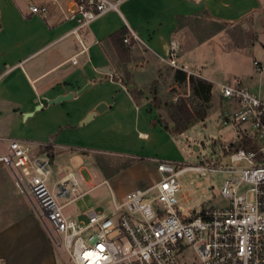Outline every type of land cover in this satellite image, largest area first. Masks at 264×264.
<instances>
[{"label": "crops", "instance_id": "1", "mask_svg": "<svg viewBox=\"0 0 264 264\" xmlns=\"http://www.w3.org/2000/svg\"><path fill=\"white\" fill-rule=\"evenodd\" d=\"M72 2L73 0H0V142H7V150L11 139H22L31 144L30 140L13 137L9 133L14 121L36 115L38 111L35 109L39 106H42L40 109L43 114H48L50 134L62 127L72 131L83 125V120L96 110L104 99L95 100L89 108L73 117L70 112L63 114L61 110L66 109L72 102L64 100L49 103V100L71 92L74 93L73 99L79 100L87 89L81 94H78V91L88 84L90 86V77L93 74H101V76L103 74V80L116 81L113 77L118 75V70L114 62L120 59L108 38L117 30L126 27L129 31L133 30L138 34L139 40H135L130 47L129 66L142 86L140 88L149 89L152 82L159 78V72L166 71L167 68L168 71L164 73L163 78L166 77L170 83H179L175 80V70L179 68L170 64L166 57L172 39L179 44L176 58L178 65H189L188 69L190 68L192 74L210 80V65L206 57L211 49L213 53L217 45L227 47L225 41L230 35L235 37V27L238 25H242L245 30L252 29L256 38L259 37L257 29H264L263 0H124L119 10H112L100 16L87 28L81 30L80 35H76L70 33L74 23L64 17V11ZM43 3H47L49 7L46 14L32 12L31 5ZM205 18L231 25L230 30L221 31L224 27H220L203 33L194 23L204 21ZM252 33L249 32L246 37L253 38ZM145 49L147 56L144 53ZM73 58H77V62H74ZM255 61L259 60L255 58L254 65ZM107 66L114 70L111 77H107V73L103 70ZM235 78H240L244 82L236 75L230 76L223 82L233 81ZM116 83L123 87L133 101L135 100L122 82L116 81ZM186 85H188V93L191 94L189 84ZM162 87L161 83L160 91ZM149 96L147 93V97ZM223 103L225 108L227 104L225 101ZM148 104L147 101L145 105L148 111L156 114L155 124L164 127V124L158 120V112L150 110ZM29 112L33 113L27 116ZM138 135L142 139L148 137V133L144 131ZM234 141H231L230 145ZM40 142L38 145L46 146L51 143L53 146V155L43 149L41 151L38 145L35 152L48 153L51 156L54 180L67 172L55 162L59 153L65 151L58 149L59 147L67 148L71 151V156L78 154L87 156L90 161L94 153L109 154L106 150L96 149L93 146L71 145L62 137L61 140L51 141L49 135L47 141ZM130 156L134 158L133 162L117 169L121 174L132 177L134 181L126 191L132 188H147L154 184L158 180L155 173L151 178L141 174L144 165L148 163V158ZM95 161L98 162L96 158ZM157 171V163H154V172ZM97 172L103 179L97 183H86L83 189L88 193L103 184H108L111 187L112 200L106 207L97 206L90 209L111 211L114 200L120 201L111 183L112 178L117 174L111 171L97 170ZM13 175L16 180L15 174ZM12 181L13 179L10 178L8 191L15 192L17 199L21 200L18 194L24 193L20 192ZM123 194L120 193L119 196ZM188 199H191L189 195ZM18 202L21 203L20 207H16L18 210L12 209L3 212L0 216V222L4 223L0 227V264H60L57 251L58 249L61 251V248L48 234L49 230H46L48 228H45L44 223L23 200ZM90 209L76 213H67L66 210L65 212L74 218H86V213ZM187 211L190 213L193 209Z\"/></svg>", "mask_w": 264, "mask_h": 264}, {"label": "built area", "instance_id": "2", "mask_svg": "<svg viewBox=\"0 0 264 264\" xmlns=\"http://www.w3.org/2000/svg\"><path fill=\"white\" fill-rule=\"evenodd\" d=\"M123 1L73 0L64 11L65 19L74 23L70 33L80 35L100 16L119 10ZM30 8L37 14L49 11L47 3ZM132 40L139 36L130 30L124 41ZM178 49L172 39L166 57L190 74L188 66L176 61ZM189 95L176 94L174 101ZM219 96L227 104L222 120L234 126L237 138L225 147L227 161L188 164L159 159V179L147 188L130 190L123 200L114 198L111 211L90 209L86 218L68 215L65 207L87 193L81 170L52 179L51 156L35 152L26 140L11 139L0 161L13 170L19 191L42 209L43 222L74 264H264V98L240 78L219 84ZM192 170L226 173L220 192L227 202L205 203L186 214L179 204V178ZM245 184L250 188L243 192Z\"/></svg>", "mask_w": 264, "mask_h": 264}, {"label": "rangeland", "instance_id": "3", "mask_svg": "<svg viewBox=\"0 0 264 264\" xmlns=\"http://www.w3.org/2000/svg\"><path fill=\"white\" fill-rule=\"evenodd\" d=\"M194 24H197L203 33H208V30L213 28L224 27V29H221V31H224L230 30L231 27V25L223 22H213L208 18ZM257 31L259 34L258 38L255 37L256 34L252 33V29L246 28L245 30L242 25H238L235 27V37L230 35L225 41L226 45H228L227 47L217 45L213 53L212 49L208 53L206 59L208 65H210V80L214 83L213 96L207 104L209 115L204 121L191 126L182 134H174L165 127L153 123V119H156V114L148 111L145 105L148 100L143 98L140 102L137 100L133 101L131 96L127 95L123 87L119 86L116 81L113 82L111 79L103 80V74L102 76L101 74H93L90 77L91 84L85 94L79 100H75L76 98L66 100L65 102H72L71 105L66 109H61L63 114L70 112L71 117H73L89 108L95 100L104 99L102 102H105L108 108L103 112H97L90 121L75 128L76 130L68 131L62 127L57 129L58 131L56 130L55 133L50 134L51 125H49L48 114H43L41 109L36 108L35 111H38L36 115H30L29 117H24L25 119L14 121L9 134L13 137L30 140L34 150L37 148L38 142L40 140L41 142L42 140L47 141L49 135L51 141L61 140L62 137L65 142L71 145H87L96 149L106 150L109 154L94 153L93 158H91L92 163L87 156L82 154L71 156V151H68L67 148L59 147L58 149L65 151L59 153L57 158H55V162L67 171L81 168V173L84 176V180L81 181L82 188L86 187V183H97L103 179L97 170L100 172L111 171V173L117 174V176L112 178L111 183L116 197L120 200H123L127 192L131 190L126 191V189L134 184L132 177L121 174L120 170H117L134 159L130 155L148 158V163L144 165L145 167L141 173L146 178H151L155 173V177L159 179V171L154 172V163H157L159 159L188 164L207 163L213 160L225 163L228 159L225 147L236 139V135L234 126L230 122L222 120V110L225 103L218 95L219 84L230 76L236 75L243 79V84L247 88L264 98V29L258 28ZM249 32L254 34L253 38L246 37ZM146 52L147 50L145 49L144 53L147 56ZM255 58L261 62L260 66L254 65ZM129 63L114 62L118 75L142 87L132 73ZM166 71H168V68ZM166 71L159 72V88L161 83L163 84L162 92L159 90L160 97L163 101L177 102L174 101L175 94L188 93V85L170 83L166 77L163 78ZM144 89L146 91L149 90L147 88ZM180 98H185L190 104L193 102V98L190 95ZM162 113L163 116L168 117L165 110H162ZM60 116L64 117L62 114ZM141 131L147 132L148 137L145 139L140 138L138 133ZM195 145H199V148L197 149ZM38 146L41 151L42 149L44 150V145ZM6 153L7 142L1 141L0 155ZM95 158L99 160L98 164ZM13 174L9 166L0 162V216L3 212H9L12 209L18 210L16 207L21 205L18 201L22 202L23 200L26 206L44 223L40 216L42 209L35 200L31 199L27 194L20 193L18 198L21 200H19L15 192L8 191L10 178L13 179L12 182L17 188ZM226 177V173L217 171L202 174L200 171L192 170L183 173L179 178L182 188L178 193V198L179 204L184 207V212L189 214L188 209L199 210L205 203L215 206L226 203L227 200L220 192ZM249 188L250 184H245L242 187V191L246 192ZM120 193H124L123 196L120 197ZM188 195L191 199H188ZM111 200V187L108 184H103L98 189L89 191L71 203L65 210L67 213H76L97 206L106 207L111 204ZM2 225L4 223L0 222V227ZM50 229L56 239L60 241L58 234L55 233L52 227ZM46 230L48 231V229ZM48 234L55 242L49 231ZM57 252L60 264H74L64 244L61 251L58 249Z\"/></svg>", "mask_w": 264, "mask_h": 264}, {"label": "trees", "instance_id": "4", "mask_svg": "<svg viewBox=\"0 0 264 264\" xmlns=\"http://www.w3.org/2000/svg\"><path fill=\"white\" fill-rule=\"evenodd\" d=\"M128 32V28L124 27L112 33L108 38L118 53L120 61L124 64L129 62L131 57L130 47L135 43V40H132L131 43L124 41V37ZM113 79L121 81L135 100L139 102L143 98L148 100V108L150 110H156L158 112V120L164 124L166 129L174 134H182L191 126L200 121H204L209 115L207 104L212 99L214 85L210 80L196 74H189L182 69L175 70V80L181 84H189L191 91L190 97L193 98L191 104L193 105L185 98H180L177 102L163 101L159 93L158 79L152 82L148 91L120 75H115ZM147 93L150 95L149 98L147 97ZM162 110H165L168 117L163 116ZM156 121V119H153V123H156ZM170 123H173L172 127ZM52 149L53 146L51 143L44 147V150L49 151L50 155H53ZM97 161L99 160L97 159ZM132 162L133 160L127 164Z\"/></svg>", "mask_w": 264, "mask_h": 264}, {"label": "water", "instance_id": "5", "mask_svg": "<svg viewBox=\"0 0 264 264\" xmlns=\"http://www.w3.org/2000/svg\"><path fill=\"white\" fill-rule=\"evenodd\" d=\"M103 70H105V72L107 73V77H111V74L114 73V70L110 67H104ZM89 87V84L86 85L84 88H82L81 90L78 91V94H81L82 92H84L87 88ZM74 97V93H68V94H63V95H60L54 99H51L49 100V103H58V102H61V101H64V100H68V99H72ZM42 108V106H39L38 109ZM106 108H108V105L105 103V102H101L97 107H96V110H94L93 112H91L84 120L82 123H86L88 121H90L96 114L97 112H103ZM33 112H29L27 114L30 115L32 114ZM170 126L172 127L173 126V123L170 124ZM195 147L198 149L199 148V145H195Z\"/></svg>", "mask_w": 264, "mask_h": 264}, {"label": "bare ground", "instance_id": "6", "mask_svg": "<svg viewBox=\"0 0 264 264\" xmlns=\"http://www.w3.org/2000/svg\"><path fill=\"white\" fill-rule=\"evenodd\" d=\"M143 137L145 136V135H142Z\"/></svg>", "mask_w": 264, "mask_h": 264}]
</instances>
